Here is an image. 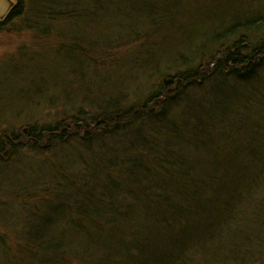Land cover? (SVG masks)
<instances>
[{"label": "rangeland", "instance_id": "obj_1", "mask_svg": "<svg viewBox=\"0 0 264 264\" xmlns=\"http://www.w3.org/2000/svg\"><path fill=\"white\" fill-rule=\"evenodd\" d=\"M10 1L12 7L2 17L5 26H0V139L15 135L21 138V148L6 160L0 158V264H44L26 250L32 246L27 244L30 232L45 222L59 202L67 201V192L87 189L88 176L92 175L96 181L101 177V186H107L118 199L115 196L119 197L120 192L115 193L112 187L120 182L122 191L129 194L125 187L128 179L117 176L113 165L119 163L121 168H127L130 164L131 176L142 175L151 165V150L161 152L164 144H172L173 151L181 147L171 139L161 138L162 132H158V137L151 123L128 127L117 137L86 145L75 140L73 144L53 147L52 152L36 150L25 141L24 133L32 127L61 124L80 113L90 119L115 100L123 102L126 108L145 103L168 75L208 66L216 45L201 52L199 48L210 39L211 31L220 27L223 30L236 16L242 20L262 14L264 0H129L121 10L117 1L103 11L99 5H85L96 10V15L83 14L79 0H73L67 8H58L55 0H23L21 15L7 25L9 17L5 16L19 2ZM210 3L218 5L220 15L211 13L215 7L208 11ZM153 9L154 17L150 13ZM151 19L158 25L153 26ZM257 32L243 34L252 47L263 43L264 30ZM224 44L231 42L223 40ZM182 56L188 62H179ZM213 80L203 83L205 88L186 92L180 103L171 104L173 112L170 111L169 118L172 115L176 120L174 127L180 130L179 134L185 128L196 129L205 140V136L214 133L211 124L215 119L209 120L208 113H218V107L227 108L235 119L230 125L227 122L229 128L235 124L241 127L243 123L242 133L247 138L236 143L240 145L234 150L233 161L240 166L232 172L243 173V169L247 173L235 182L238 187L235 186L237 191L231 199L235 215L221 234L224 237L213 240L209 233L199 236L187 264H264V67L248 85L238 84L234 77L220 80L219 85ZM220 91L225 92L220 95L221 103L217 96ZM196 142H190L191 146L195 144L193 150L181 151L192 165L189 172L197 181L207 170L219 173L216 167L222 161L232 162V153L207 157L205 146ZM201 169L203 173H198ZM226 171L228 176L233 174ZM189 178L188 175L185 179ZM218 178L221 179L220 174ZM235 178L236 175L231 177L232 182ZM239 181L245 186H239ZM176 186L168 189L170 192L167 190L171 200L178 194ZM202 186L198 193L209 194L207 200L216 197L210 194L212 183L210 189ZM55 192L61 195L52 199ZM128 194L124 198L128 199L127 205L133 199ZM134 249L130 254L136 252ZM100 255L101 261H105L102 264H107L106 255ZM238 258L241 263L236 261ZM115 261L122 263L120 257ZM87 263L75 258L68 264ZM127 264L133 261L129 259Z\"/></svg>", "mask_w": 264, "mask_h": 264}, {"label": "trees", "instance_id": "obj_2", "mask_svg": "<svg viewBox=\"0 0 264 264\" xmlns=\"http://www.w3.org/2000/svg\"><path fill=\"white\" fill-rule=\"evenodd\" d=\"M18 1V6L9 15L7 25H11V22L21 15L24 2L23 0ZM55 1L58 2V8L62 5L67 8L70 3H73V0ZM79 1L83 14L96 15V10L85 5L90 4L89 6L93 5L94 7L99 5L103 11L104 8L111 6L112 2L118 1V7L121 10L124 2L129 0H89L88 4L86 0ZM53 3L55 4V2ZM210 4L208 11L215 7L216 10L213 9L214 12L211 13H219L218 5ZM150 13L153 17L156 15L154 9ZM151 20L153 26L158 25L153 19ZM222 22L221 20V25ZM0 26L5 25L0 24ZM220 29L221 27L211 31L210 39L199 48V52H201V49L205 51V47L209 49L211 45H216L208 60V66H200L168 75L163 82L158 84L145 103L126 108L123 102L115 100L116 103L108 105V108L100 111V115L97 114L90 119L85 117V113H80L77 116L69 117L70 120L66 119L61 124L41 129L32 127L24 133L25 141L32 144L36 150L51 149L52 152L54 148H60L68 143L73 144L71 142L75 140H80L86 145V143L96 142V140H107L111 136L117 137L118 133L122 134L128 127L151 123L157 133L162 132L161 138L171 139L178 143L181 149L184 145H191L190 142L194 140V142L197 141L198 146H205L204 151L208 154L207 157L219 153L217 149L223 151L225 147H229L230 153H232L229 155L232 162L226 159L231 162L230 165L222 161L218 166L219 173L207 170L205 177L203 176L197 181L196 177L190 174L192 165L184 158L185 155L181 149L173 151L170 148L172 144L170 146L164 144V147L161 146V152L151 150L150 155L153 156L149 157L151 165H147L143 176L140 174V178L139 173H134L131 176L132 165L130 164L127 168L125 165L121 168L119 163L113 165L117 176L123 177L124 180L128 179L125 187L129 194L122 191L120 182L111 186L115 193L120 192V196L122 195L123 198H120L115 194L118 199L114 198V192L110 191L107 186H101L100 183L103 182L99 180L101 177L98 178L99 183L94 180L95 177L89 175L90 182L86 184L88 190L82 191V189L76 188V190L67 192L66 195L63 193L67 201L59 202V205L56 206L57 209L52 210L53 212L49 209L53 214L49 213L43 224L39 221L40 226L31 229L27 244L32 246L29 245L26 250L37 255L40 263L68 264L78 258L89 264H102L105 261H101L100 254H103V256L106 255L107 264H127L129 259L131 262L133 261V264H187L191 250L195 251L194 247L199 236L203 237V234L209 233L214 237L213 240L224 237L221 234L225 233L224 229L228 227L230 220H233V215H235L231 203V199L237 191L235 186L238 187L235 182H238L239 176L247 173L243 169V173L234 174L232 172H237V168L240 166L236 160L233 161L234 150H238L240 145L236 143L241 139H247L242 133L244 132L243 123L241 127L239 124H235L234 127L229 128L227 122L230 125L231 121L235 119L228 121L227 116L230 114L228 109L223 106L218 107V113L213 112L207 115L209 120L215 119V121L211 124L214 133H211L208 138L205 136L206 142L200 130L188 128L185 130L189 131L188 134L185 131V134H179L180 130L174 127L176 120L172 115L169 118L170 111L173 112L170 109L171 104L180 103L181 100H184L183 95L191 89L205 88L203 83L213 79L219 85L220 80H226L228 77H234L238 84H247L254 81L264 67V38L260 46L252 47L243 36L245 32L248 35V32L264 30V12L257 13L252 19L239 20V17L236 16L219 32ZM223 40L229 41L231 44L222 45ZM185 61L188 62V59L182 56L179 62ZM237 91L242 92L241 89ZM220 95H225V92H218L217 96ZM188 138L192 139L189 141ZM20 139L15 135L2 136L0 158L6 160L5 158L14 155L21 148L18 142ZM222 140L223 142L219 143ZM194 146L195 144L192 148ZM238 153L241 154V152ZM196 164L197 162L194 163L195 166ZM133 167L136 169V166L133 165ZM226 170L233 174L226 175ZM202 171L204 169L198 173ZM162 174H167V177ZM219 174L224 181L218 178ZM188 175L190 178L186 180ZM233 175H236V178L232 182ZM159 177L161 178L159 179ZM210 181L213 184V190L209 188L211 187ZM216 183H220V188H217ZM241 183L243 182L239 181V186L243 185ZM151 184H155L157 188H153ZM201 184H203L202 188L207 186L211 190L210 194L216 197L207 200L209 194L198 193L199 190L201 191L199 187ZM147 185L150 186L151 191ZM173 185H177L176 188L179 190L177 196L171 200L168 191L172 190L168 189ZM135 187L136 190H134ZM154 190L155 193L152 192ZM202 190L204 191V189ZM158 191L164 193L159 194ZM127 194L129 197H133L129 205L126 204L128 199L124 200ZM54 195H50L52 199L61 194L57 195L55 192ZM52 216L55 219H48ZM160 225L164 226L163 229L160 228ZM133 247L136 252L130 254ZM109 255L112 256L108 257ZM116 257H120L122 263H117Z\"/></svg>", "mask_w": 264, "mask_h": 264}, {"label": "bare ground", "instance_id": "obj_3", "mask_svg": "<svg viewBox=\"0 0 264 264\" xmlns=\"http://www.w3.org/2000/svg\"><path fill=\"white\" fill-rule=\"evenodd\" d=\"M1 4L4 5V4H5V1H4V2H1ZM1 10H3V11L5 10V11H6V9H3V8H2ZM1 10H0V12H2ZM4 15H5V14H4ZM9 15H10V13H9L8 15H6L5 17H9ZM2 20H3V19L0 18V21H1L0 24H4V22H3ZM207 37H208V36H207ZM220 92H221V91H220ZM219 100H221L220 103L223 101L222 98H220ZM232 117H233L232 113L228 114V116H227L228 121H231V120L233 119ZM185 130H187V128H185ZM188 132H189V131H185L186 134H188ZM185 133H184V134H185ZM190 139H192V138H188L189 141H190ZM193 142H194V140H193L191 143H193ZM191 147H192V146H191L190 144H187V146L184 145V146L182 147V150H184V151H188V150L191 151V150H192ZM222 148H223V147H222ZM230 149H231V148H230ZM217 150H218L219 154H221V153L223 152L224 157H226V154H228V153L230 152L229 147H225V148L223 149V151H222L221 149H217ZM238 156H239V154H238ZM201 158H202V157H201ZM201 158H200V159H201ZM198 160H199V159H198ZM233 160H234V159H233ZM216 168L218 169V167H216ZM230 222H231V221H230ZM220 251H224V249H222V250H220ZM238 260H239V261H238ZM236 261H238V263H241L242 260L238 258V259H236ZM261 264H262V263H261Z\"/></svg>", "mask_w": 264, "mask_h": 264}, {"label": "water", "instance_id": "obj_4", "mask_svg": "<svg viewBox=\"0 0 264 264\" xmlns=\"http://www.w3.org/2000/svg\"><path fill=\"white\" fill-rule=\"evenodd\" d=\"M5 1V4H1V2H4ZM12 7V3L10 0H0V10L3 8V9H6V11L4 10H1L2 12H0V18H2L4 16V14H6V12Z\"/></svg>", "mask_w": 264, "mask_h": 264}]
</instances>
